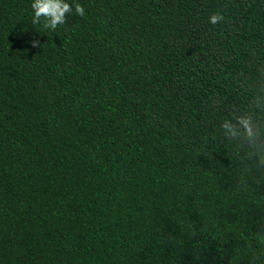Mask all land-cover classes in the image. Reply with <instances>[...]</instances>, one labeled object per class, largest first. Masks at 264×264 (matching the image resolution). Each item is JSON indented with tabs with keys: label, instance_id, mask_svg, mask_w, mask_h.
<instances>
[{
	"label": "trees",
	"instance_id": "16d2710c",
	"mask_svg": "<svg viewBox=\"0 0 264 264\" xmlns=\"http://www.w3.org/2000/svg\"><path fill=\"white\" fill-rule=\"evenodd\" d=\"M31 2L0 0V264H264V0Z\"/></svg>",
	"mask_w": 264,
	"mask_h": 264
},
{
	"label": "clouds",
	"instance_id": "9594fccd",
	"mask_svg": "<svg viewBox=\"0 0 264 264\" xmlns=\"http://www.w3.org/2000/svg\"><path fill=\"white\" fill-rule=\"evenodd\" d=\"M33 16L32 24L43 23V27L55 31L58 26L66 22L67 15L73 12V6L66 0H32L30 5ZM74 11L77 15H85L84 8L79 3H75ZM224 17L220 13H214L209 17V23L215 25L222 21ZM32 47H41L36 40L30 42ZM222 127L226 130V135L235 138L243 130L244 136L250 143L256 141L259 132L253 123L251 116H240L236 118V124L225 121Z\"/></svg>",
	"mask_w": 264,
	"mask_h": 264
}]
</instances>
